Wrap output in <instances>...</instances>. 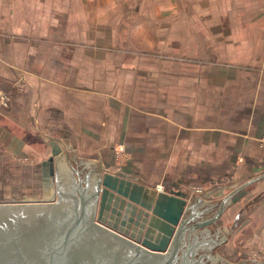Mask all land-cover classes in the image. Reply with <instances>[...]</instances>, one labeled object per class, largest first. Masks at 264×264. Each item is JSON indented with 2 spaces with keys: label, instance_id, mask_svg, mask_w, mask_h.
<instances>
[{
  "label": "crops",
  "instance_id": "crops-1",
  "mask_svg": "<svg viewBox=\"0 0 264 264\" xmlns=\"http://www.w3.org/2000/svg\"><path fill=\"white\" fill-rule=\"evenodd\" d=\"M0 87V161L41 185L26 200L57 201L43 162L59 137L190 204L192 186L264 170V0H0ZM245 188L222 215L227 258L264 257V175Z\"/></svg>",
  "mask_w": 264,
  "mask_h": 264
},
{
  "label": "water",
  "instance_id": "water-1",
  "mask_svg": "<svg viewBox=\"0 0 264 264\" xmlns=\"http://www.w3.org/2000/svg\"><path fill=\"white\" fill-rule=\"evenodd\" d=\"M56 138L61 147L50 142L43 166L46 178L55 175L57 201L0 203V264H264V257H224L218 245L232 228H221L226 208L264 170L242 184L200 191L189 204L187 192L104 172L105 163L76 157V145ZM221 189L234 192L213 195Z\"/></svg>",
  "mask_w": 264,
  "mask_h": 264
},
{
  "label": "rangeland",
  "instance_id": "rangeland-1",
  "mask_svg": "<svg viewBox=\"0 0 264 264\" xmlns=\"http://www.w3.org/2000/svg\"><path fill=\"white\" fill-rule=\"evenodd\" d=\"M264 137L261 139L262 146L264 147ZM15 161L10 159L9 161H0V203H6L11 201H25L26 198L42 197V191H40L41 185L38 183L34 174V170L25 167L15 168ZM202 189V186L196 185L190 188V192L197 193V190ZM260 200V195L255 196L249 200L250 203L246 204L244 211L239 218L244 215L251 216L253 212H256L255 203ZM252 257L258 259L263 258L259 252L254 251L251 253Z\"/></svg>",
  "mask_w": 264,
  "mask_h": 264
},
{
  "label": "built area",
  "instance_id": "built-area-1",
  "mask_svg": "<svg viewBox=\"0 0 264 264\" xmlns=\"http://www.w3.org/2000/svg\"><path fill=\"white\" fill-rule=\"evenodd\" d=\"M9 99L10 96L7 92H5L1 87H0V107H7L9 104ZM264 141V139H263ZM202 191V189L197 190V192Z\"/></svg>",
  "mask_w": 264,
  "mask_h": 264
}]
</instances>
